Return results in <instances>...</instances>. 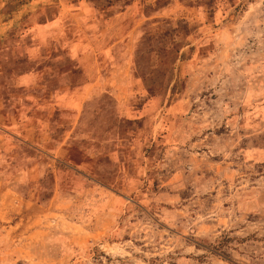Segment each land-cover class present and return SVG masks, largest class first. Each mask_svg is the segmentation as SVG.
Returning <instances> with one entry per match:
<instances>
[{
    "label": "rangeland",
    "instance_id": "374dc122",
    "mask_svg": "<svg viewBox=\"0 0 264 264\" xmlns=\"http://www.w3.org/2000/svg\"><path fill=\"white\" fill-rule=\"evenodd\" d=\"M0 264H264V0H0Z\"/></svg>",
    "mask_w": 264,
    "mask_h": 264
},
{
    "label": "trees",
    "instance_id": "16d2710c",
    "mask_svg": "<svg viewBox=\"0 0 264 264\" xmlns=\"http://www.w3.org/2000/svg\"><path fill=\"white\" fill-rule=\"evenodd\" d=\"M228 1H229V0H228ZM229 3H230V2H229ZM208 14H209V15H208L209 18H211V17H214V18H215V17H217V16H221L222 13H221V14H217V15L215 16V12H214L213 10H210V11H208ZM197 246H198V245H197Z\"/></svg>",
    "mask_w": 264,
    "mask_h": 264
}]
</instances>
